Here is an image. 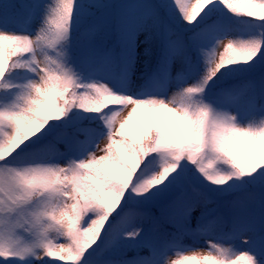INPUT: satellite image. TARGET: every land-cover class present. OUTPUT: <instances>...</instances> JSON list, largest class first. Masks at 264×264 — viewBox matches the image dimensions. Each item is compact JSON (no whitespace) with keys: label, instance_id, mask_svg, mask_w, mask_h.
Segmentation results:
<instances>
[{"label":"snow or ice","instance_id":"6c2138e0","mask_svg":"<svg viewBox=\"0 0 264 264\" xmlns=\"http://www.w3.org/2000/svg\"><path fill=\"white\" fill-rule=\"evenodd\" d=\"M62 262L264 264V0L0 2V264Z\"/></svg>","mask_w":264,"mask_h":264},{"label":"rangeland","instance_id":"374dc122","mask_svg":"<svg viewBox=\"0 0 264 264\" xmlns=\"http://www.w3.org/2000/svg\"><path fill=\"white\" fill-rule=\"evenodd\" d=\"M1 2H3V0H1ZM140 40H143V36L140 37ZM227 41L225 40V43ZM144 47H146V45L142 44L140 45V47L137 49L138 52V57H137V66H136V72L134 75V79H138L139 77H141L144 73H145V69L146 67L144 66L145 60H146V55L144 54ZM222 48H220L218 51H221ZM138 82H142V81H138ZM130 109H125L122 111L121 113V118L125 117L127 115V112ZM103 143L104 141H101V147H103ZM101 152L97 151L96 155H99ZM198 211L195 212L193 215L194 217L197 215ZM191 243V241H189V244ZM195 251L199 252V253H206L207 251V244L204 241H200L199 245L196 246V248L194 249ZM175 255H172V259H175Z\"/></svg>","mask_w":264,"mask_h":264},{"label":"trees","instance_id":"16d2710c","mask_svg":"<svg viewBox=\"0 0 264 264\" xmlns=\"http://www.w3.org/2000/svg\"><path fill=\"white\" fill-rule=\"evenodd\" d=\"M0 2H1V0H0ZM105 2L110 3V4L119 5V4H125V3H134V2H136V0H105ZM153 2H155V0H153ZM193 2H195V0H193ZM155 62H156V56H155V52H154L151 56L146 55V60H145L144 66L146 68H148V70H152V68L155 65ZM59 147H60V150L63 151V146L60 145ZM99 155H102V153H100ZM129 211L132 213H135V212L140 211V210L139 209H130ZM198 214H199V212H198ZM193 226H195V222H193ZM186 241H187V238H186ZM60 242L64 243L66 241L63 239H60ZM134 256H135V252L132 250H129L126 258L132 259ZM62 264H63V262H62Z\"/></svg>","mask_w":264,"mask_h":264}]
</instances>
